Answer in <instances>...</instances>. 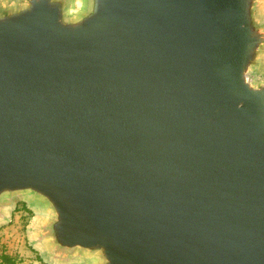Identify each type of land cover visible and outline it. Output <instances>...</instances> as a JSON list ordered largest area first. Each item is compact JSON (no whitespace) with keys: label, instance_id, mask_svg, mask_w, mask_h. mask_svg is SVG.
I'll return each mask as SVG.
<instances>
[{"label":"water","instance_id":"1","mask_svg":"<svg viewBox=\"0 0 264 264\" xmlns=\"http://www.w3.org/2000/svg\"><path fill=\"white\" fill-rule=\"evenodd\" d=\"M53 264H264V0H0V223Z\"/></svg>","mask_w":264,"mask_h":264},{"label":"rangeland","instance_id":"2","mask_svg":"<svg viewBox=\"0 0 264 264\" xmlns=\"http://www.w3.org/2000/svg\"><path fill=\"white\" fill-rule=\"evenodd\" d=\"M38 217L39 208L22 200L7 209V218L0 223V262L1 256L6 255L13 264H53L31 242L30 229Z\"/></svg>","mask_w":264,"mask_h":264},{"label":"trees","instance_id":"3","mask_svg":"<svg viewBox=\"0 0 264 264\" xmlns=\"http://www.w3.org/2000/svg\"><path fill=\"white\" fill-rule=\"evenodd\" d=\"M0 264H13V261L11 260L10 257L6 255H2Z\"/></svg>","mask_w":264,"mask_h":264}]
</instances>
